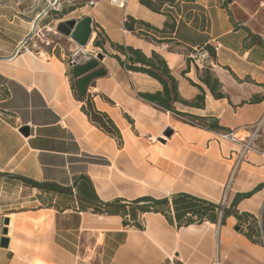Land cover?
<instances>
[{
	"label": "crops",
	"instance_id": "crops-1",
	"mask_svg": "<svg viewBox=\"0 0 264 264\" xmlns=\"http://www.w3.org/2000/svg\"><path fill=\"white\" fill-rule=\"evenodd\" d=\"M94 2L64 19L89 15L112 42L147 55L160 53L183 98L192 100L201 92L191 80L205 90L203 108L176 103V109L215 116L224 129L201 128L145 99L143 93L162 90V84L147 73L126 70L112 55L101 61L106 73L81 95L69 66L76 42L65 36L67 42L15 54L32 27L8 47L6 27H0V240L9 238L8 248L0 246V264H163L168 258L183 264H263L260 232L259 243L239 216L248 214L259 225L264 220V156L251 150L232 172L241 143L220 135L249 131L264 115V34L221 0L166 5L177 22L166 34L170 43L189 54L206 45L216 50L217 59L206 63L227 95L216 99L194 65L189 68L186 53L159 49L122 28L132 16L162 29L167 14L140 0H127L124 8L110 0ZM107 120L111 129L102 125ZM23 126L29 127L28 135ZM167 128L174 133L163 139ZM257 145L262 148L264 139ZM18 176L70 190L43 191ZM223 198L229 211L224 219L218 212ZM117 199L133 204L126 214L89 207ZM163 200L168 201L164 212L139 209ZM210 203L218 206L217 221L187 223ZM242 220L244 227L237 229Z\"/></svg>",
	"mask_w": 264,
	"mask_h": 264
},
{
	"label": "trees",
	"instance_id": "trees-1",
	"mask_svg": "<svg viewBox=\"0 0 264 264\" xmlns=\"http://www.w3.org/2000/svg\"><path fill=\"white\" fill-rule=\"evenodd\" d=\"M184 1H194V0H140V3L154 12L158 13H165L168 15V20L165 22L164 27L159 29L149 22L143 20H136L134 17L129 16L128 21L125 22V28L130 31H141L145 34H150L155 37H160V41L163 43H170V39H168L166 34L173 33L176 29L177 22L175 18L165 11L166 5H170L173 7L179 6V4L183 3ZM225 6V5H224ZM78 8L77 6H73L70 11ZM99 27V26H98ZM98 29V28H97ZM155 33H158L160 36H157ZM106 42H109L110 46L114 49V53L110 52L106 48ZM95 46L101 47L105 52L109 55L116 57L121 65L126 70L138 71L149 74L151 77L157 79L163 86L162 90L156 91L154 93H143V97L150 102L158 105L159 107L170 110L175 114L181 117H190L195 121V125L207 129V130H221L224 129L220 125V121L215 116H198L195 114H191L188 112H182L176 109L175 104L180 103L185 106L196 107V108H203L205 106V90L199 84L191 80V83L197 86L200 89V93L195 96L192 100H187L181 96L178 90V80L172 74V71L169 67L168 61L157 51L153 50L150 55H147L142 49L135 48L131 45H124L120 43L112 42L109 37L105 34L104 30L100 28L97 32V36L95 39ZM206 49L211 58L217 59L216 50L211 47L210 45H206L203 47ZM196 49L188 50L189 52H194ZM187 55V62L190 68L192 58L190 57L189 53ZM209 62V61H208ZM206 63V62H205ZM207 64V63H206ZM203 70L196 65V71L198 79L203 83L212 93V95L216 99L227 97L222 89V83L219 78L214 74L211 69V66L208 64L206 65ZM186 72V71H184ZM75 90H78V85H74ZM257 99H253V102H256ZM197 121V122H196ZM109 124V126L106 124ZM106 122L102 121L103 127L106 129H111L112 122L107 120ZM230 131V130H228ZM23 184L36 187L43 191H69L70 189L62 187L55 183L49 182H38L29 178L25 177H17ZM249 195V194H247ZM168 203L167 200L160 201L159 204L149 205L143 204L139 205V209L143 212L147 211H154V212H164V206ZM133 205L132 203H128L122 201L120 199L114 200L112 202H102L98 200L94 203V206H89L95 212L100 213H110V214H126L127 207ZM215 204L210 203L209 207L206 209H197L194 211V216L197 218H188L187 223H194L195 221H203L205 219L210 221H217L218 220V213ZM229 214V211L223 210V219L226 215ZM248 214H242L239 216L240 219L247 218Z\"/></svg>",
	"mask_w": 264,
	"mask_h": 264
},
{
	"label": "rangeland",
	"instance_id": "rangeland-1",
	"mask_svg": "<svg viewBox=\"0 0 264 264\" xmlns=\"http://www.w3.org/2000/svg\"><path fill=\"white\" fill-rule=\"evenodd\" d=\"M94 1H98V0H0V15H4V17L0 19V27L2 26L6 27V33H7V35L4 36L5 47H8L13 42L14 39L18 38L23 33H25V31H27L31 27L30 23H33L36 20V18L40 15L42 16L37 23V29H36L37 34H35V37L31 41L29 48L36 53L42 49H46L50 47L51 45H53V42L55 41H61L62 43L67 42L68 39L65 37V35L57 31L56 29L57 24L61 21L66 20L64 19L65 15H68L70 9L73 6L81 7L83 5H91V3ZM221 2L225 6L231 5L238 12L240 11L245 16L246 22L254 30H257L264 34V0H232L231 2H228V0H221ZM80 18H76V19H80ZM126 21H128V17ZM126 21H124V23L122 24V28L127 32L129 31L128 34L130 33L136 36L137 38L149 41L152 44L157 45L159 49L162 50L171 49L173 51H183L184 53L187 52L186 50H183L182 48L178 47L176 44L163 43L162 41H160V38H157L153 35L145 34L142 33L141 31H130L126 29L124 25ZM93 29L95 33V36L93 38L96 39L98 29L96 28L95 23H93ZM54 31H56L57 33L54 34ZM104 32L106 33L105 29ZM155 34L157 36H160L158 33ZM106 35L108 34L106 33ZM95 39L91 40L92 45L88 49L103 52L105 55H109L101 47L95 46L94 43ZM70 40L71 42H75L73 39ZM48 42H50L49 45ZM106 48L108 51L114 52V49L110 46L108 42H106ZM191 64L194 65L196 71V64L195 63H191ZM192 65L190 66L192 67ZM204 67H201L200 69L203 70ZM191 76L195 80L199 81L196 78L195 73L192 74ZM177 106L181 107V104L178 103ZM180 118L188 123L191 124L195 123V121H193V119H191L190 117L180 116ZM262 118H264V115L260 119ZM241 133H243L242 136H246L247 135L246 129H243ZM167 137L168 136L164 135L163 139ZM222 201L223 200L220 201L219 205H221ZM219 216L221 217L222 215H220L219 213ZM246 219H247L246 220L247 224L245 225V228L247 232H249L248 225L250 224L251 227L253 228V231H255L256 234L254 240L260 243V239L256 231L261 232V227H264V220L262 221L261 225H259L254 218L247 217ZM238 224L240 227L241 226L244 227L245 221L244 220L239 221Z\"/></svg>",
	"mask_w": 264,
	"mask_h": 264
},
{
	"label": "built area",
	"instance_id": "built-area-1",
	"mask_svg": "<svg viewBox=\"0 0 264 264\" xmlns=\"http://www.w3.org/2000/svg\"><path fill=\"white\" fill-rule=\"evenodd\" d=\"M126 3H127V0H125L123 5L121 6V8H124L126 6ZM126 20H127V18H125V21ZM36 28L37 27H35V28L33 27L30 34H28V36L22 40V42L16 48L15 54H19L23 50H26L27 48H29L31 41L34 39L35 34H37ZM94 36H95V33L93 32V34L90 38V41L95 39V38H93ZM49 44H50V42H48V45ZM98 53H99V51L89 50L87 46L83 47V46L77 45L76 49L71 53L70 60H69V66L73 70V66H71V65H73V64H77V65L86 64L93 59H97ZM189 55L192 58V63H195L196 65H198L199 68L204 67L205 62L208 60L210 61V59H211L209 52L204 48L196 49L194 52H191ZM248 129H249V131H247V130L246 131H247V134H249V136H250L249 140H242L241 137L236 136L231 131L221 133V135H220L224 139L232 140V141L237 140L238 142L241 143V148L237 152V156H236V160H235L234 165H233L232 172H234V170L237 168L240 160H243L249 151L259 150L262 153V155L264 156V146L262 148H260L257 145V142L261 138L264 139V118L260 119L259 121H257L256 123H254L251 126L249 125ZM224 206H225V199L223 198V201H222V203L220 205V209H219L220 215H222V213H223ZM263 215H264V201L262 203V208H261V215H260L261 219L263 218ZM260 235H261L260 237H261V246H262V260H263V264H264V227H261ZM163 264H183V263L176 262L174 260V258H168V260H166ZM216 264H219V261Z\"/></svg>",
	"mask_w": 264,
	"mask_h": 264
},
{
	"label": "water",
	"instance_id": "water-1",
	"mask_svg": "<svg viewBox=\"0 0 264 264\" xmlns=\"http://www.w3.org/2000/svg\"><path fill=\"white\" fill-rule=\"evenodd\" d=\"M232 0H228V2H231ZM42 15L38 16L36 18L35 26H37V23ZM57 31L67 37H70L73 39L78 45L80 46H87L89 44L90 38L94 32L93 29V19L89 15H85L84 17L80 19L76 18H70L65 21H61L57 24L56 27ZM105 54L103 52H99L97 59H93L89 61L86 64L77 65L73 64V76L74 78L78 79V90L81 95H85L86 89L89 86L90 82L101 75H104L106 72L101 68V61L104 59ZM21 131L25 134H29V127L23 126L21 128ZM173 134V129L168 128L165 131V136L170 137ZM4 224H9V219L6 217L4 219ZM240 226H237V229H239ZM3 235L8 234V228L5 226L2 231ZM0 246L4 248L9 247V238L6 236H3L0 240Z\"/></svg>",
	"mask_w": 264,
	"mask_h": 264
},
{
	"label": "bare ground",
	"instance_id": "bare-ground-1",
	"mask_svg": "<svg viewBox=\"0 0 264 264\" xmlns=\"http://www.w3.org/2000/svg\"><path fill=\"white\" fill-rule=\"evenodd\" d=\"M110 2L112 3V4H114V5H116V6H119V7H121L122 5H123V3L125 2V0H110ZM95 3V2H94ZM31 27L33 28H35V27H37V26H35V22H33V23H31ZM37 29V28H36ZM56 32V31H55ZM57 33V32H56ZM92 41H90L89 42V44H92L91 43ZM88 44V45H89ZM88 45H87V47H88ZM90 46L91 45H89V48H90ZM243 135V133H241V131H240V133H236V136H238V137H244V136H242Z\"/></svg>",
	"mask_w": 264,
	"mask_h": 264
}]
</instances>
